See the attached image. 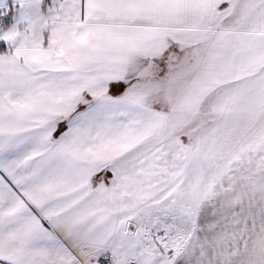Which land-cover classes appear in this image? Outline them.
I'll use <instances>...</instances> for the list:
<instances>
[{"label": "snow or ice", "instance_id": "snow-or-ice-1", "mask_svg": "<svg viewBox=\"0 0 264 264\" xmlns=\"http://www.w3.org/2000/svg\"><path fill=\"white\" fill-rule=\"evenodd\" d=\"M0 264H264V0H0Z\"/></svg>", "mask_w": 264, "mask_h": 264}]
</instances>
